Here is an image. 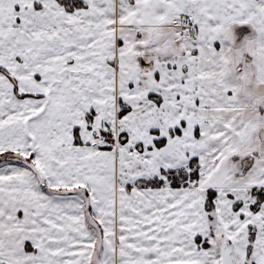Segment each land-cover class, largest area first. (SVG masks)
<instances>
[{
	"label": "snow or ice",
	"instance_id": "6c2138e0",
	"mask_svg": "<svg viewBox=\"0 0 264 264\" xmlns=\"http://www.w3.org/2000/svg\"><path fill=\"white\" fill-rule=\"evenodd\" d=\"M0 264H264V0H0Z\"/></svg>",
	"mask_w": 264,
	"mask_h": 264
}]
</instances>
